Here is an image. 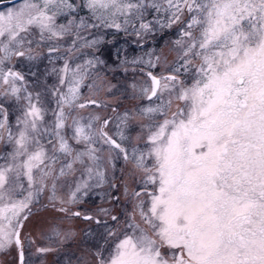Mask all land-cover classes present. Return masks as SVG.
<instances>
[{"label": "snow or ice", "instance_id": "obj_1", "mask_svg": "<svg viewBox=\"0 0 264 264\" xmlns=\"http://www.w3.org/2000/svg\"><path fill=\"white\" fill-rule=\"evenodd\" d=\"M61 253L264 264V0H0V262Z\"/></svg>", "mask_w": 264, "mask_h": 264}, {"label": "rangeland", "instance_id": "obj_2", "mask_svg": "<svg viewBox=\"0 0 264 264\" xmlns=\"http://www.w3.org/2000/svg\"><path fill=\"white\" fill-rule=\"evenodd\" d=\"M54 215V213L45 211L43 208L38 209V214L32 218V222L28 225L26 232H31L36 237L37 243H44V241L40 239V233L47 230L45 220L51 219ZM82 226L83 225H81V227ZM8 259L11 260V257ZM0 264H2V262H0ZM37 264H39L38 261ZM45 264H64L63 253L59 256L56 254L49 255Z\"/></svg>", "mask_w": 264, "mask_h": 264}]
</instances>
